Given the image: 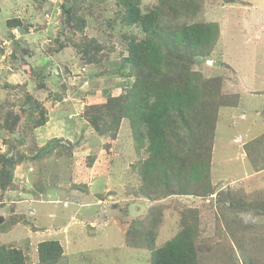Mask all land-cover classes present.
I'll use <instances>...</instances> for the list:
<instances>
[{
    "label": "rangeland",
    "instance_id": "obj_1",
    "mask_svg": "<svg viewBox=\"0 0 264 264\" xmlns=\"http://www.w3.org/2000/svg\"><path fill=\"white\" fill-rule=\"evenodd\" d=\"M101 1L78 2L71 10L78 16L70 18V8L68 13L61 6L74 0H1L0 122L11 116L19 123L14 131L0 129V155L11 147L25 159L14 167L19 190L0 188V217L8 223L0 228V246L22 249L30 264L39 261V244L51 240L64 248L59 264H151L147 247L128 244L130 222L135 217L148 221L163 208L155 245L160 248L182 229V214L199 208L201 264H244L241 252L253 264H264L259 250L264 248V154L253 147L264 133V0H199L198 15L188 23L217 22L221 30L212 55L191 67L205 79L222 80L211 142V183L217 193L159 200L136 193L144 175L133 165L148 152L147 145L139 150L128 121L120 119L112 141L87 120L98 108L112 118L115 102L109 98L125 93L117 74L131 70L122 61L127 55L122 45L126 38L144 35L141 26L123 24L115 0ZM158 5L159 0L140 2L143 13ZM12 19L25 26L10 31ZM162 21L169 29L187 19L169 11ZM125 80L132 84L136 78ZM44 116L48 122L33 128L32 119ZM255 152L262 161L258 165ZM35 155L40 158L33 160ZM87 174L92 196L81 197L72 183ZM38 182L45 189L29 194ZM220 191L223 211L212 202ZM242 223L252 227L248 234Z\"/></svg>",
    "mask_w": 264,
    "mask_h": 264
},
{
    "label": "trees",
    "instance_id": "obj_2",
    "mask_svg": "<svg viewBox=\"0 0 264 264\" xmlns=\"http://www.w3.org/2000/svg\"><path fill=\"white\" fill-rule=\"evenodd\" d=\"M78 2L82 3L83 0H74L70 7L63 4L61 8L68 13L69 8L70 12L75 11ZM140 2L141 0H115L117 15L121 17L123 24L141 26L144 35L140 39L134 36L126 38L122 45L127 53L122 61L131 70L117 74L124 79L122 87L125 93L109 98V102H115L112 105L115 107L112 109V118L100 115L101 109L98 108L97 113L88 116L87 120L101 137H110L113 141L120 119H126L134 130L139 150L147 145L148 157L133 165L137 172L144 175L143 183L136 188L139 195L152 200L173 195L208 198L217 193L211 183V142L215 137L217 111L222 101V80L205 79L201 74L193 72L191 67L198 58L212 55L221 37L220 26L217 22L210 21L188 23L198 15L199 0H159V5L147 13L141 11ZM169 11L176 16H183L187 21L167 29L162 20ZM68 15L70 18L78 16L76 12ZM7 25L10 31L25 26L19 19H12ZM59 43L62 46L61 41ZM125 78H136V81L131 84ZM17 120V117L9 116L5 122H0V129L14 131L13 124H18ZM32 122L33 128H37L45 125L48 117L44 116L37 122L32 119ZM20 141L23 142V139ZM254 144L255 150L260 151L263 156L264 133ZM38 149L41 148L37 147ZM10 151L11 147L0 155V188L5 192L19 190L14 182V167L25 159L23 155ZM58 156L62 157L63 152L59 151ZM254 157L256 165L264 161L259 162L260 156L256 152ZM39 158L35 155L33 160ZM95 160L93 156L91 162L94 163ZM63 161L67 165L71 163H68L69 160ZM73 169L69 168V171ZM73 182L72 190L79 196H92L93 185L89 174L86 180ZM44 189L41 183H33L28 193H42ZM223 192L220 191V198L217 200L212 199L218 211H223L221 208L226 203ZM98 197L103 199L104 196L99 194ZM229 202L232 206H237L235 202ZM198 209L189 208L182 214V229L160 248L155 245L158 238L157 222L159 216L163 215V208H157V214H151L148 221L147 218L135 217L127 229V242L136 247H147L151 252V264H201L198 243L202 231ZM242 212H245L244 208ZM248 213L249 209L245 214ZM236 214L238 216L237 212ZM6 227V222L0 225L2 229ZM251 228L249 224L242 223L244 233L247 231L248 234ZM234 241L238 240L234 238ZM259 244L261 246V240ZM245 248L243 250L250 253ZM259 250H263L264 255L263 246ZM241 256L244 264L254 263L253 258L245 253L241 252ZM63 257L64 248L58 240L41 242L38 246L39 261L36 264H59ZM0 264L30 263L22 249L1 245Z\"/></svg>",
    "mask_w": 264,
    "mask_h": 264
},
{
    "label": "water",
    "instance_id": "obj_3",
    "mask_svg": "<svg viewBox=\"0 0 264 264\" xmlns=\"http://www.w3.org/2000/svg\"><path fill=\"white\" fill-rule=\"evenodd\" d=\"M5 222V219L3 217H0V225H2Z\"/></svg>",
    "mask_w": 264,
    "mask_h": 264
},
{
    "label": "crops",
    "instance_id": "obj_4",
    "mask_svg": "<svg viewBox=\"0 0 264 264\" xmlns=\"http://www.w3.org/2000/svg\"><path fill=\"white\" fill-rule=\"evenodd\" d=\"M58 183V182H57ZM60 183V182H59ZM62 183V182H61Z\"/></svg>",
    "mask_w": 264,
    "mask_h": 264
},
{
    "label": "clouds",
    "instance_id": "obj_5",
    "mask_svg": "<svg viewBox=\"0 0 264 264\" xmlns=\"http://www.w3.org/2000/svg\"><path fill=\"white\" fill-rule=\"evenodd\" d=\"M4 224V223H3Z\"/></svg>",
    "mask_w": 264,
    "mask_h": 264
}]
</instances>
